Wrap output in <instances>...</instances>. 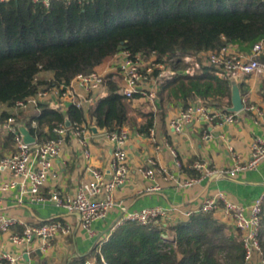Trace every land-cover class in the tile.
I'll return each mask as SVG.
<instances>
[{
  "label": "trees",
  "instance_id": "trees-1",
  "mask_svg": "<svg viewBox=\"0 0 264 264\" xmlns=\"http://www.w3.org/2000/svg\"><path fill=\"white\" fill-rule=\"evenodd\" d=\"M263 39L264 0H53L48 7L33 0H0V104L14 107L42 87L68 86L125 49L155 54L158 61L168 56L174 69H183L184 56L229 43L249 52ZM43 72H52V78L40 80ZM182 78L164 79L158 93ZM188 78L216 79L232 89L211 66ZM105 85L108 94L87 114L76 105L63 112L42 102L27 126L38 142L55 137L54 127L67 118L86 123L87 115L100 128L119 131L134 118L112 75ZM11 113L3 111L0 123ZM260 235L264 250V203ZM98 248L96 264H245L240 232L213 213L167 225L127 221ZM87 260L81 256L70 264Z\"/></svg>",
  "mask_w": 264,
  "mask_h": 264
},
{
  "label": "built area",
  "instance_id": "built-area-1",
  "mask_svg": "<svg viewBox=\"0 0 264 264\" xmlns=\"http://www.w3.org/2000/svg\"><path fill=\"white\" fill-rule=\"evenodd\" d=\"M41 2L46 7L50 6L53 0H33ZM205 53V54H202ZM202 54V55H201ZM168 56L163 61H158L155 54L145 55L133 53L130 50H122L118 59L117 69L121 80H117L119 92L127 101H133L138 97L154 101L157 98L160 82L164 79L182 76L188 78L193 76L203 66H211L215 69L216 76L226 81H236L240 76L246 74H257L264 78V39L256 42L249 52L241 50L237 45L227 44L220 49L204 51L197 55H187L182 63L187 66L183 69H174ZM158 71L157 75H154ZM105 75L97 69L89 74H79L70 85L52 86L51 88H40V90L24 100L16 102L11 106L13 111L2 123H0V173L9 171L11 178L0 184V231L10 232L11 228L19 220L1 211L3 194L8 190L17 187L23 197H28L31 203H52L66 209L71 214H79L80 225L90 233L92 225L96 220L105 218L112 210H118L119 218L110 231L97 240L98 250L101 245L111 236L113 231L127 221H136L146 225L150 222L167 225L177 220H188L195 213H215L222 210L224 216L232 221L233 226L240 232L244 248L245 264H264V250L261 243V220L264 193L254 200L250 206L232 200L225 192H218L212 198L206 199L199 207L190 208L185 206H152L138 210H129L123 201H117L114 190L126 184L131 179L129 166V155L126 143L129 139V131L122 127L119 131L108 132V138L115 144L110 169L112 176L107 177L103 170L90 168V179L82 182L74 193H63L58 189H51L44 192L49 177H56L53 171L55 160L61 156L63 148L70 139L77 138L83 147L85 160L91 158V151L88 146V134L90 129L87 122H71L70 126L61 123L54 127L55 137L42 140L36 143H27L20 130L21 125L26 124L24 112L31 106L38 107L42 102L56 106V99L66 98L70 105H76L86 112L85 105L94 101L93 97H83L75 91V86L83 88L86 92H96L105 85ZM244 102V100H243ZM245 103V102H244ZM245 107V104H244ZM256 123L264 124V109L255 104L246 105ZM237 113L227 108L217 107L214 109L208 103H196L181 110L170 126L175 133H182L189 122L205 121L212 123L215 120L233 123L237 120ZM32 121V126H36ZM28 127V126H27ZM29 128V127H28ZM149 135L154 142L156 131L151 128ZM10 137L12 149L4 151L3 140ZM211 137L205 133L204 138ZM174 156L176 166L181 168L182 161L174 148L169 146ZM2 152V154H1ZM264 162V137L258 136L252 145L251 156L246 161H240L233 168L214 170L206 162H196L194 168L204 176H230L237 177L238 173L257 169ZM142 173L150 180L155 181L162 175L165 180L172 178L166 168L157 166V162L150 158L141 169ZM198 179H191L184 183L191 186ZM158 185L151 186L148 190H159ZM74 225L60 220H53L43 224H27L22 233H13L11 242L20 248L29 247L37 242L43 251L50 247V243L61 236H69L74 232ZM21 255L11 251H4L0 254V264H17ZM96 258L88 259L85 264H96ZM104 264H107L104 261Z\"/></svg>",
  "mask_w": 264,
  "mask_h": 264
},
{
  "label": "crops",
  "instance_id": "crops-1",
  "mask_svg": "<svg viewBox=\"0 0 264 264\" xmlns=\"http://www.w3.org/2000/svg\"><path fill=\"white\" fill-rule=\"evenodd\" d=\"M120 56L121 52L107 59L96 69L105 77L112 75L114 80H121L117 69ZM39 77L41 80H50L52 72H43ZM230 83L232 87V81ZM237 83L245 107L236 112L235 122L220 120L212 123L189 122L183 132L178 134L173 131L170 123L181 110L196 103H208L214 109L223 107L229 110L233 105L232 89L230 91L216 79L182 78L169 84L162 94L158 93L154 101L144 97L127 101L130 117L134 118L131 124L124 126L129 131L126 149L129 155L131 179L114 190L115 199L123 201L129 210H138L152 206L197 208L206 199L212 198L221 191L232 200L246 206H250L260 197L264 193V162L257 169L238 173L235 178L204 176L194 168L196 162H206L214 170L233 168L237 163V157L239 156L240 161L248 160L254 140L258 136L264 137V124L256 123L252 113L246 109V105L249 104L264 109V78L257 74H246L240 76ZM75 91L83 97H93L92 103L108 94L106 85L91 93L78 86H75ZM55 102L63 112H66L70 106V102L64 97L56 99ZM49 106L54 108L53 105ZM90 106L91 104L88 103L85 105L86 114ZM10 109L12 112L13 108ZM39 112L38 107L31 106L23 116L26 120ZM89 120L92 122L87 115V125ZM92 124L96 125L94 122ZM88 128L91 158L85 160L83 157V147L79 139H70L63 148L61 156L55 160L53 171L56 177L48 178L43 187L45 193L53 188L63 193L76 192L82 182L90 179V168L103 170L108 178L112 176L110 163L115 144L108 138L106 129L98 127L99 130L94 132L89 125ZM151 128L156 131L157 142H154L149 135ZM205 133H210L211 137L205 139ZM9 139L11 138L5 137L3 140L4 151L12 149V140L8 143ZM169 146L176 150L183 164L181 168L176 166ZM150 158L157 162L158 167L166 168L172 178L165 180L162 175L155 181L146 178L141 169ZM10 178L9 171L0 173V184ZM191 179L198 181L191 186L184 185ZM156 185L160 187L159 190H148L149 187ZM21 198L19 189L12 188L3 194L1 205L3 213L17 218L19 222L10 232L0 231V254L11 251L21 255L17 264H70L73 259L81 256L93 259L97 240L110 231L120 216L118 210H112L105 218L93 223V233H90L80 225L79 214H71L52 203H31L28 197H23V202H20ZM213 214L219 220L233 226L232 221L224 216L221 209ZM53 220L69 222L75 229L69 236L54 239L46 251H43L37 242L24 248L11 242V235L22 233L25 225Z\"/></svg>",
  "mask_w": 264,
  "mask_h": 264
},
{
  "label": "water",
  "instance_id": "water-1",
  "mask_svg": "<svg viewBox=\"0 0 264 264\" xmlns=\"http://www.w3.org/2000/svg\"><path fill=\"white\" fill-rule=\"evenodd\" d=\"M232 84H233L232 85V104L233 105L229 108V110L232 112H239L244 108L243 96L241 94L239 84L236 81H233ZM66 125L67 126L71 125V121L69 118L66 119ZM88 125L91 128V130H93L94 132H97L99 130L98 128L99 126L93 125L90 120L88 122ZM20 130L24 136L25 142L27 143L37 142V138L32 134V132L27 126L21 125Z\"/></svg>",
  "mask_w": 264,
  "mask_h": 264
},
{
  "label": "rangeland",
  "instance_id": "rangeland-1",
  "mask_svg": "<svg viewBox=\"0 0 264 264\" xmlns=\"http://www.w3.org/2000/svg\"><path fill=\"white\" fill-rule=\"evenodd\" d=\"M40 79V77H39ZM41 80V79H40ZM43 88V87H42ZM12 108L9 104H0V114L3 112V111H11Z\"/></svg>",
  "mask_w": 264,
  "mask_h": 264
}]
</instances>
